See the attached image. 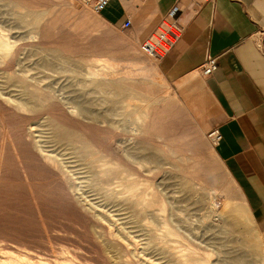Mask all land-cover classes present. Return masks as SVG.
Masks as SVG:
<instances>
[{"label": "rangeland", "instance_id": "obj_1", "mask_svg": "<svg viewBox=\"0 0 264 264\" xmlns=\"http://www.w3.org/2000/svg\"><path fill=\"white\" fill-rule=\"evenodd\" d=\"M0 30L1 249L42 264H264V234L208 137L209 99L178 93L141 49L149 33L84 0H0Z\"/></svg>", "mask_w": 264, "mask_h": 264}, {"label": "crops", "instance_id": "obj_2", "mask_svg": "<svg viewBox=\"0 0 264 264\" xmlns=\"http://www.w3.org/2000/svg\"><path fill=\"white\" fill-rule=\"evenodd\" d=\"M175 4L183 33L159 68L180 95H207L208 131L221 133L215 154L264 234V0H111L100 15L116 25L130 18L145 36ZM208 55L218 66L203 75Z\"/></svg>", "mask_w": 264, "mask_h": 264}, {"label": "built area", "instance_id": "obj_3", "mask_svg": "<svg viewBox=\"0 0 264 264\" xmlns=\"http://www.w3.org/2000/svg\"><path fill=\"white\" fill-rule=\"evenodd\" d=\"M193 1L203 3L207 0ZM84 2L100 14L110 4L111 0H84ZM180 12L181 6L179 4L173 5L161 19L157 28L142 40L141 49L144 54L161 59L173 48L183 33V27L178 21ZM131 24V19L127 18L122 23L121 28L123 30L128 29ZM259 47L264 51V41L260 42ZM217 66V57L208 55L200 67V73L210 75L217 69ZM208 137L213 144H216L221 140V133L217 128H213L209 131Z\"/></svg>", "mask_w": 264, "mask_h": 264}, {"label": "bare ground", "instance_id": "obj_4", "mask_svg": "<svg viewBox=\"0 0 264 264\" xmlns=\"http://www.w3.org/2000/svg\"><path fill=\"white\" fill-rule=\"evenodd\" d=\"M17 14V16H18V18H20L22 21L24 20V17H23V15H21V13H16ZM23 22H26V21H23ZM1 31V30H0ZM1 33H2V31H1ZM4 34H7V33H4ZM7 35H3V34H0V52H1V54L3 53V54H8L9 52H11L10 51V49H11V43H10V41H9V39L6 37ZM13 42H15V41H13ZM13 53V52H12ZM16 53V52H15ZM20 53V52H19ZM1 56H3V55H1ZM11 56V54L9 55V56H7V57H10ZM17 56H18V54H17ZM4 57V56H3ZM7 57H5V58H7ZM15 57H16V54H15ZM1 58V57H0ZM17 58V57H16ZM8 59H10V60H12L13 58H12V56H11V58H8ZM7 59V60H8ZM21 59V58H20ZM24 57H23V59H22V62L24 61ZM7 60H6V62H7ZM14 60V59H13ZM3 61H5V59L3 60ZM17 61V59L14 61V62H16ZM21 61V60H20ZM19 61V62H20ZM10 62V61H9ZM13 61H11V63H12ZM18 62V61H17ZM21 62V63H22ZM25 62V61H24ZM2 64H3V62H1ZM2 64H1V66H2ZM6 64H8V63H6ZM13 64L14 63H12V64H10V66L12 65L13 66ZM16 64V63H15ZM15 64H14V69H15ZM20 64V63H19ZM9 65V64H8ZM17 65V64H16ZM0 66V68H2ZM10 66H8V67H10ZM11 66V67H12ZM23 66V65H22ZM24 67V66H23ZM19 68V67H18ZM3 69H4V67H3ZM6 69V68H5ZM4 69V70H5ZM12 69V68H11ZM29 69V68H28ZM10 70V69H9ZM16 70V69H15ZM26 71H27V68L25 69ZM18 71H20L21 72V70H18ZM92 70H90V72H91ZM25 72V71H24ZM97 72V71H96ZM95 72V73H96ZM23 73V72H22ZM33 74V73H32ZM92 74H93V72H92ZM25 75H26V72H25ZM27 75H29V74H27ZM94 75V74H93ZM95 75H97V74H95ZM26 77V76H25ZM33 77H35V75L33 76ZM28 78V77H27ZM36 79H37V76L35 77ZM20 79V78H19ZM21 79H23V78H21ZM20 79V80H21ZM29 79H30V77H29ZM16 80V79H15ZM32 80H34V79H32ZM39 81V80H38ZM18 82H19V80H18ZM21 83H23V82H21ZM24 83H25V81H24ZM23 83V84H24ZM38 83V82H37ZM93 83H95V81L93 82ZM114 83V82H113ZM112 83V84H113ZM39 84V83H38ZM95 84H97V83H95ZM101 84V83H100ZM102 84H106V83H102ZM112 84H110V85H112ZM127 84V83H126ZM17 85V84H16ZM21 85V84H20ZM29 85V84H28ZM28 85L26 86V85H24V87L26 86V88L28 87ZM31 85V84H30ZM29 85V86H30ZM107 85H109V84H107ZM113 86H114V89H116V90H114L113 89V91H117L116 92V94L118 95V96H116V97H121V96H119L120 94H124L125 93V91H126V86L125 85H123V84H113ZM33 87H35V86H32V88ZM38 87V86H37ZM103 87V86H102ZM108 87H110V86H108ZM19 88H20V86H19ZM25 88V89H26ZM30 88H31V86H30ZM41 87L39 86V89H40ZM99 89H102V88H100V87H98ZM111 88H112V86H111ZM110 88V89H111ZM128 88V87H127ZM25 89H23V87H22V91H24V92H26L27 93V89L25 90ZM35 89V88H34ZM109 89V88H108ZM18 90H20L21 91V89H18ZM41 90V89H40ZM112 90V89H111ZM138 90V89H137ZM37 91H39L38 89H37ZM104 91V90H103ZM23 92V93H24ZM144 93H145V91H143ZM114 93V92H113ZM136 93V92H135ZM25 94V93H24ZM128 94V93H127ZM31 95V94H30ZM131 95V94H130ZM142 95H144V94H141V96ZM28 96V95H27ZM145 96V95H144ZM148 96V95H147ZM123 97V96H122ZM125 97H127V96H125ZM28 98H30V97H28ZM32 99V98H31ZM34 99H32V101H33ZM102 100V99H101ZM106 100V99H105ZM120 100V99H119ZM104 101V100H103ZM102 101V102H103ZM107 101V100H106ZM115 101H118V100H115ZM121 101H122V99H121ZM33 102H36V101H33ZM32 102V103H33ZM105 102V101H104ZM112 103V102H111ZM110 103V104H111ZM114 103V102H113ZM116 103V102H115ZM119 103V102H118ZM113 105V104H112ZM116 105V104H115ZM33 106H34V104H33ZM37 106V105H36ZM114 106V105H113ZM151 107V106H150ZM150 107H149V109H150ZM20 108V107H19ZM147 108V106L146 107H143V109H146ZM114 109V108H113ZM144 112H145V110H144ZM129 113V112H128ZM147 113H149V111H147ZM142 115V114H141ZM151 115V114H150ZM150 115H148L147 114V117L148 116H150ZM143 116H144V114H143ZM145 116H146V114H145ZM144 116V117H145ZM147 117H145V118H147ZM151 117V116H150ZM135 118V117H134ZM133 118V119H134ZM136 118H137V116H136ZM140 118V117H139ZM139 118L137 119V120H139ZM143 117H141V119H142ZM153 119V118H152ZM130 120H132V119H130ZM135 120V119H134ZM144 120V119H143ZM147 120V119H146ZM145 121V120H144ZM154 121V120H153ZM153 121L151 122V124L153 123ZM136 122V121H135ZM140 122H141V120H140ZM137 123V122H136ZM143 123V122H142ZM157 123V122H156ZM31 124V123H30ZM145 125V124H144ZM153 125V124H152ZM158 125H159V123H158ZM31 126H33V125H31ZM139 126H140V124H139ZM141 127H143V125L141 126ZM32 128V127H31ZM136 129H137V126L135 127ZM154 128V127H153ZM140 129V128H139ZM143 129H144V127H143ZM55 130H58V129H55ZM152 130V129H151ZM145 131V130H144ZM144 131H141V132H143V134H144ZM147 131V130H146ZM30 132H32L31 130H30ZM139 132V131H138ZM148 132H149V130H148ZM56 133H60V132H56ZM65 133V132H64ZM147 133V132H146ZM151 133V132H150ZM142 134V133H141ZM148 134V133H147ZM159 133H156V135H158ZM57 135V134H56ZM65 136L67 135L66 133L64 134ZM70 135V134H69ZM58 136V135H57ZM159 137H161V135L159 136ZM98 151V150H97ZM92 152V151H91ZM111 152V151H110ZM110 152H109V155H110ZM88 152H86V154H87ZM99 152H97V154H98ZM108 153V152H107ZM89 154V153H88ZM91 154H94V152L93 153H91ZM91 154H89V157H90V155ZM96 154V155H97ZM102 154V153H101ZM105 155V154H104ZM131 155V154H130ZM134 155V154H133ZM133 155H131V156H133ZM151 155H152V153H151ZM99 156H101L102 157V155H99ZM99 156H97V158L99 159ZM150 156V155H149ZM46 157H48V156H46ZM91 157H92V155H91ZM106 157V156H105ZM111 157V156H110ZM120 157V156H119ZM152 158H155V156L154 155H152L151 156ZM49 158V157H48ZM47 158V159H48ZM51 158V157H50ZM49 158V159H50ZM95 158H96V156H95ZM94 158V159H95ZM103 158V157H102ZM101 158V159H102ZM132 158V157H131ZM94 159H92V162L91 161H89L91 164L93 163V160ZM97 159V160H98ZM109 158H107V160H108ZM113 159H115V158H113ZM133 159H135L134 158V156H133ZM88 160H91L90 158L88 159ZM106 160V161H107ZM117 160V159H116ZM118 160H120L121 161V158L120 159H118ZM104 161H105V159H104ZM105 161V162H106ZM109 161H111V160H108V162ZM134 161V160H133ZM137 161V160H136ZM95 162V161H94ZM114 162V161H113ZM112 162V163H113ZM122 162V161H121ZM98 163H100L99 162V160H98ZM93 164H95V163H93ZM102 164V163H101ZM103 164H105V163H103ZM109 164H110V162H109ZM115 164V163H114ZM116 164L118 165V162H116ZM97 165H99L100 166V164H97ZM110 165H112V164H110ZM91 166V165H90ZM92 167V166H91ZM110 167V166H109ZM108 167V168H109ZM99 168V167H98ZM93 169V168H92ZM100 169V168H99ZM106 169L107 168H105V171H106ZM116 169V168H115ZM114 169V170H115ZM102 170V169H101ZM107 171H108V169H107ZM106 171V172H107ZM104 172V171H103ZM118 172V171H117ZM120 172V171H119ZM99 173V172H98ZM95 174H96V172H95ZM119 174H121V173H119ZM127 175V174H126ZM110 177V176H109ZM127 177V176H126ZM116 178V177H115ZM122 178H125V177H122ZM109 179V178H108ZM107 179V181H108V183H111V182H113V181H111V180H108ZM111 179V178H110ZM126 179V178H125ZM124 179V180H125ZM127 179H129V178H127ZM93 180V179H92ZM123 180V179H122ZM109 181H111V182H109ZM134 191H136L135 193H137V190H134ZM144 192H145V190H144ZM144 194V193H143ZM141 195V194H140ZM139 195V197L141 198V196ZM144 196V195H143ZM142 196V197H143ZM138 197V195L136 196V198ZM135 197H133V199H134ZM143 198H145V196L143 197ZM130 199L132 200V201H135V200H133L132 198H131V196H130ZM149 199V198H148ZM154 199V198H153ZM130 200V201H131ZM141 200V199H140ZM147 201V200H146ZM152 201H154V200H152ZM140 202H142V200L140 201ZM151 202V201H150ZM133 203V202H132ZM138 203V202H137ZM139 204H141V203H138V205ZM145 205V204H144ZM150 205V204H149ZM135 206H137V205H135ZM140 206V205H139ZM134 207V206H133ZM143 207V206H142ZM152 207V206H151ZM150 207V208H151ZM165 207V206H164ZM135 208H137V207H135ZM138 209V208H137ZM139 209H140V207H139ZM138 209V210H139ZM142 209V208H141ZM144 209H146L145 207H144ZM143 209V210H144ZM148 209V208H147ZM149 210V209H148ZM159 210V209H158ZM155 211H156V209H155ZM145 212V211H144ZM150 212V211H149ZM152 212V211H151ZM143 215V214H142ZM148 215V214H147ZM147 215H145V216H147ZM137 216V215H136ZM168 232V231H167ZM171 231H169V233H170ZM168 233V234H169ZM2 248V247H1ZM0 248V264H42V262H40V261H37V260H35L34 258H32V257H30L29 255H27L29 252L27 251L26 252V254H24V253H21V252H18L17 250L16 251H12V250H3V249H1ZM19 250V249H18ZM21 251V250H20ZM22 251H24V250H22ZM186 254V253H185ZM188 254V253H187ZM187 254H186V257H188L187 256ZM190 254V253H189ZM32 255V254H31ZM34 255V254H33ZM183 255H184V253H183ZM35 256V255H34ZM194 256V255H193ZM192 256V257H193ZM185 257V258H186ZM42 258V257H41ZM40 258V259H41ZM184 257H183V259H185ZM188 258H191V257H188ZM181 259V258H180ZM196 259V257L195 258H193V260H195ZM204 259V258H203ZM207 259V258H206ZM198 261L197 262H200L201 260H199V259H197ZM188 261V260H187ZM186 261V262H187ZM191 261V260H190ZM74 262V261H73ZM189 262V261H188ZM207 262H209V260L207 261ZM46 263V262H45ZM59 264H74V263H72L71 261H69L68 259L66 260H63L62 262H58ZM190 263V262H189ZM193 263V262H192ZM186 264V263H185ZM193 264H195V263H193ZM198 264V263H197ZM200 264V263H199ZM203 264V263H202ZM206 264V263H205Z\"/></svg>", "mask_w": 264, "mask_h": 264}]
</instances>
